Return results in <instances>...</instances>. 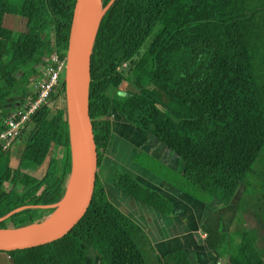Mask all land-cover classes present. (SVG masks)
I'll return each mask as SVG.
<instances>
[{
  "label": "trees",
  "instance_id": "obj_1",
  "mask_svg": "<svg viewBox=\"0 0 264 264\" xmlns=\"http://www.w3.org/2000/svg\"><path fill=\"white\" fill-rule=\"evenodd\" d=\"M111 1L102 0L103 7ZM75 3L23 0L26 29L15 32L4 26L9 0H0V130L44 58L55 52L66 58ZM91 77L99 167L114 114L177 149L185 181L221 205L233 201L264 161V0H115L99 26ZM51 105L18 138L28 132L19 161L12 162L14 147L0 152V218L65 196L73 167L65 87ZM25 164L43 166V176L24 172ZM258 188L244 208L264 229V179ZM53 210H22L0 228L39 223ZM244 236L240 247L223 232H210L208 242L229 252V264H264V248L260 255ZM152 249L97 179L87 214L65 238L6 255L9 264H149ZM157 260L191 264L182 251Z\"/></svg>",
  "mask_w": 264,
  "mask_h": 264
},
{
  "label": "crops",
  "instance_id": "obj_2",
  "mask_svg": "<svg viewBox=\"0 0 264 264\" xmlns=\"http://www.w3.org/2000/svg\"><path fill=\"white\" fill-rule=\"evenodd\" d=\"M111 122L112 138L98 179L109 200L143 229L157 262L158 257L182 251L191 264H229V252H217L208 242L210 232L227 233L235 247L245 244L247 233L262 254L264 244H260L257 226L261 224L244 207L250 192H259L264 174L257 167L264 161L255 166L256 172L233 201L221 205L185 181L184 162L177 149L159 143L119 114ZM8 260L6 253L0 254V264H9Z\"/></svg>",
  "mask_w": 264,
  "mask_h": 264
},
{
  "label": "water",
  "instance_id": "obj_3",
  "mask_svg": "<svg viewBox=\"0 0 264 264\" xmlns=\"http://www.w3.org/2000/svg\"><path fill=\"white\" fill-rule=\"evenodd\" d=\"M114 1L112 0L107 7H103L102 4L103 16L98 23L94 36L90 38L86 28L89 11L94 0H76L71 22L64 84L72 142V173L75 165L74 138L80 156V172L73 186L76 193L74 203L64 216L49 225L41 227L47 218L39 223L21 228H0V252L8 253L34 249L62 240L81 222L92 204L99 169L98 146L90 110L92 55L102 18ZM71 175L68 178L65 196L58 204L22 207L0 218V223L29 208L54 209L55 211L58 205L64 204L68 199V183ZM31 226L41 228L26 232V229Z\"/></svg>",
  "mask_w": 264,
  "mask_h": 264
},
{
  "label": "built area",
  "instance_id": "obj_4",
  "mask_svg": "<svg viewBox=\"0 0 264 264\" xmlns=\"http://www.w3.org/2000/svg\"><path fill=\"white\" fill-rule=\"evenodd\" d=\"M40 75L29 87V92L3 120L0 130V152L11 151L33 117L45 106H52V96L64 91L66 58L55 52L38 66Z\"/></svg>",
  "mask_w": 264,
  "mask_h": 264
},
{
  "label": "rangeland",
  "instance_id": "obj_5",
  "mask_svg": "<svg viewBox=\"0 0 264 264\" xmlns=\"http://www.w3.org/2000/svg\"><path fill=\"white\" fill-rule=\"evenodd\" d=\"M9 5L11 8V13L6 15L4 26L8 29L15 31V32H23L26 29L25 27H26V23H27V21L22 17L23 0H9ZM46 35L47 36L50 35V30L46 31ZM124 70H126V71L129 70V67H126V68L124 67ZM34 82H35V80H34ZM127 89H130V87H128ZM27 135H28V132L24 136H22L19 139V141H17L15 143L14 148L11 151V158H12L13 163L20 160L22 150H23V147H24L26 139H27ZM260 164H262V163H260ZM260 164L258 167L256 166L257 170L262 169L264 171V169H263L264 164H262V165H260ZM23 171L28 173V174L35 176L36 178H41L44 174L45 168L43 166H39V165L25 164V166L23 167ZM197 190L199 192H202L199 189H197ZM55 204H58V202H54V203H51L49 205H55ZM53 212H54V210L45 213L42 220L44 221L45 219H47ZM250 215H251V213H250ZM254 224H255V221H254ZM257 226H258V229L261 233V237L264 238V229L259 224ZM262 243H263L262 240H260V244H262ZM148 259H149V264H160L159 262H157L154 259L153 249H152V251H148ZM162 264H165L164 261L162 262Z\"/></svg>",
  "mask_w": 264,
  "mask_h": 264
},
{
  "label": "bare ground",
  "instance_id": "obj_6",
  "mask_svg": "<svg viewBox=\"0 0 264 264\" xmlns=\"http://www.w3.org/2000/svg\"><path fill=\"white\" fill-rule=\"evenodd\" d=\"M100 1L94 0L93 4L91 6V9L89 11V16L87 19V28H86V32H87L89 38L94 36V34L97 30L98 23H99L101 17L103 16L104 8L102 7V3ZM74 157H75V165H74L73 173H72L70 180H69V183H68V194H69L68 199L64 204L58 205V207L53 212V214L48 217L46 222L41 227L49 225V224L53 223L54 221H57L58 219H60L62 216H64L70 210V208L72 207V205L74 203L76 193L73 190V186H74V184H75V182L79 176V172H80V156L78 153V148H77V144L75 142V138H74ZM41 227L31 226L28 229H26V232L32 231V230H37Z\"/></svg>",
  "mask_w": 264,
  "mask_h": 264
}]
</instances>
